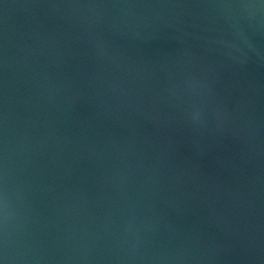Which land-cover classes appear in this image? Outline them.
Masks as SVG:
<instances>
[{"label": "water", "instance_id": "water-1", "mask_svg": "<svg viewBox=\"0 0 264 264\" xmlns=\"http://www.w3.org/2000/svg\"><path fill=\"white\" fill-rule=\"evenodd\" d=\"M0 264H264V0H0Z\"/></svg>", "mask_w": 264, "mask_h": 264}]
</instances>
